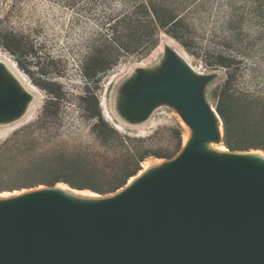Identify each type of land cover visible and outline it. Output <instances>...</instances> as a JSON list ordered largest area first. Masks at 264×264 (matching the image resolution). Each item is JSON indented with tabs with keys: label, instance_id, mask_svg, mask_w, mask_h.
I'll return each instance as SVG.
<instances>
[{
	"label": "rangeland",
	"instance_id": "1",
	"mask_svg": "<svg viewBox=\"0 0 264 264\" xmlns=\"http://www.w3.org/2000/svg\"><path fill=\"white\" fill-rule=\"evenodd\" d=\"M244 1L188 0L185 22L175 29L177 38L161 28L156 45L139 51L144 43L136 33L131 36L134 48L97 72L87 69L85 61L99 58L94 49L109 24L102 13L114 16L127 10L120 0L92 8L79 0H0V97L15 100L0 110V147L19 142L0 164V192L72 180L63 168L66 158L85 156L106 169L122 163L112 162L113 153L106 147L110 141L98 139V117L131 139V152H146L140 169L165 159L157 157L159 153H174L187 136L194 139L173 100L141 97L145 85L163 82L173 58L201 80L208 109H214L230 72L231 102L244 125L259 118V102H264V19ZM220 57L229 58L230 67L218 64ZM10 63L37 93L7 67ZM30 107L33 113L26 117ZM215 141L224 145L222 137Z\"/></svg>",
	"mask_w": 264,
	"mask_h": 264
},
{
	"label": "water",
	"instance_id": "2",
	"mask_svg": "<svg viewBox=\"0 0 264 264\" xmlns=\"http://www.w3.org/2000/svg\"><path fill=\"white\" fill-rule=\"evenodd\" d=\"M200 88L176 58L143 87L176 103L194 139L118 196L77 204L49 186L0 203V264H264V167L200 150L218 138Z\"/></svg>",
	"mask_w": 264,
	"mask_h": 264
},
{
	"label": "trees",
	"instance_id": "3",
	"mask_svg": "<svg viewBox=\"0 0 264 264\" xmlns=\"http://www.w3.org/2000/svg\"><path fill=\"white\" fill-rule=\"evenodd\" d=\"M74 1V0H69ZM88 3L90 7L102 5L110 7L114 0H79ZM188 0H120L127 10L120 14L112 16V12H104L101 17L109 23L106 31L102 32V42L94 49L99 55L97 60L86 59L85 67L96 68L97 72L107 70L123 52L130 50L134 38L131 37L139 33L142 46L139 45V51L149 50L157 43V33L161 28L168 29L174 38H177L176 28L182 26L186 19V12L189 10ZM254 5L258 11L259 17L264 19V0H245ZM143 10V12H142ZM182 11V12H181ZM139 12L142 16H138ZM106 23V22H105ZM130 38V39H128ZM218 64L230 67V59L220 57ZM17 64L21 67L19 61ZM232 80L230 72L226 80L216 94L217 101L214 109L220 117L223 129V144L230 150H247L249 148L260 149L264 152V102L260 103L259 118L250 121L244 125L242 116L235 110L229 94V85ZM96 135L112 151V162L122 160L118 165L104 168L96 161H91L85 156H75L66 158L63 168L71 174L72 180H54L50 185L56 182H63L73 188L88 189L97 193H109L122 187L129 177L135 175L140 170V162L147 154L142 152H131L127 144L130 142L128 136H121L109 127L108 124L98 117L94 124ZM245 131V135L240 132ZM247 131V132H246ZM19 142H14L9 146L0 147V164L9 159L14 149H17ZM180 143L174 153L157 154V157L172 158L180 149ZM113 164V163H112Z\"/></svg>",
	"mask_w": 264,
	"mask_h": 264
},
{
	"label": "bare ground",
	"instance_id": "4",
	"mask_svg": "<svg viewBox=\"0 0 264 264\" xmlns=\"http://www.w3.org/2000/svg\"><path fill=\"white\" fill-rule=\"evenodd\" d=\"M7 67L16 74L21 82H24L25 85L29 90L32 92H36V89L31 83H28L27 80L24 78V76L20 73L18 68L15 66L14 63L6 64ZM11 72V73H12ZM20 96V95H19ZM21 97V96H20ZM38 100V99H37ZM37 103V102H35ZM38 105V104H37ZM36 106V105H35ZM35 108V107H34ZM33 108L30 107L28 110V114H26V117H31L33 113ZM211 117L213 119V125L216 134L218 137L223 136V129H222V123L220 120L219 115L217 112L212 109L211 110ZM17 120H13L12 123H15ZM191 137V136H190ZM193 141L192 138H187L184 139L182 143V147L180 151L178 152L177 156H179ZM200 150L212 154L217 157H242L244 159H247L259 166L264 167V153H259L260 151L251 149V150H230L224 145L217 144L214 139L208 140L204 143V145L200 148ZM176 158V157H174ZM173 158V159H174ZM158 160V159H157ZM172 162V159H160L159 162L155 165H149V166H144L142 169H140L135 175L131 176L128 178L127 182L117 189L116 191H112L106 194H101L97 193L91 190H86V189H77L69 186L66 183H57L53 187H51V190L58 191L60 194H62L65 198H67L69 201L77 204H98L102 203L104 201H107L109 199H112L122 192L126 191L130 187H132L134 184H136L139 180L147 176L148 174H151L155 172L156 170L162 169L165 167L167 164ZM148 164V163H147ZM39 190H49V187H40V188H34L30 190H24V191H19L15 193H9V192H0V203H4L10 200H14L16 198L22 197L26 194H29L31 192L39 191Z\"/></svg>",
	"mask_w": 264,
	"mask_h": 264
}]
</instances>
